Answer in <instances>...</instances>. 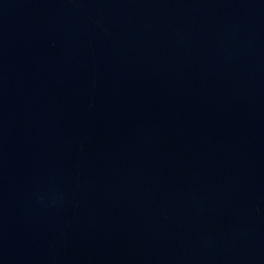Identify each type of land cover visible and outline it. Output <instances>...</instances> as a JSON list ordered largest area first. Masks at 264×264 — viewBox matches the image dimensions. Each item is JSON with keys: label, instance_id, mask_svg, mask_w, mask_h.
<instances>
[{"label": "water", "instance_id": "1", "mask_svg": "<svg viewBox=\"0 0 264 264\" xmlns=\"http://www.w3.org/2000/svg\"><path fill=\"white\" fill-rule=\"evenodd\" d=\"M0 264H264V0H0Z\"/></svg>", "mask_w": 264, "mask_h": 264}]
</instances>
